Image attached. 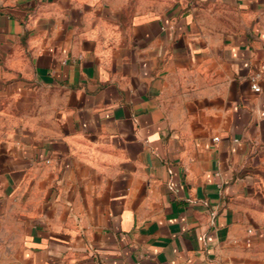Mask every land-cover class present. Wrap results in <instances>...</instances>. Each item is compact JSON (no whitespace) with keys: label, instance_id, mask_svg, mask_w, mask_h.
<instances>
[{"label":"crops","instance_id":"crops-1","mask_svg":"<svg viewBox=\"0 0 264 264\" xmlns=\"http://www.w3.org/2000/svg\"><path fill=\"white\" fill-rule=\"evenodd\" d=\"M184 4L0 6V264H264V0Z\"/></svg>","mask_w":264,"mask_h":264},{"label":"rangeland","instance_id":"rangeland-1","mask_svg":"<svg viewBox=\"0 0 264 264\" xmlns=\"http://www.w3.org/2000/svg\"><path fill=\"white\" fill-rule=\"evenodd\" d=\"M20 0H0V6H12ZM176 5L184 6V0H131V8L161 9L162 12H169Z\"/></svg>","mask_w":264,"mask_h":264},{"label":"built area","instance_id":"built-area-1","mask_svg":"<svg viewBox=\"0 0 264 264\" xmlns=\"http://www.w3.org/2000/svg\"><path fill=\"white\" fill-rule=\"evenodd\" d=\"M258 77H259V76H255V77H253V85H252V86H253V89H254L255 91H257V92L260 91V89H261V88H260V85H259V83H258V81H257ZM215 139L218 140V137H215Z\"/></svg>","mask_w":264,"mask_h":264}]
</instances>
